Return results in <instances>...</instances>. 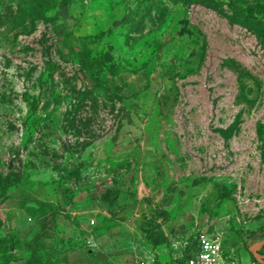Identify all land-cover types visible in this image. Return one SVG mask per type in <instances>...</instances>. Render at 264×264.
Listing matches in <instances>:
<instances>
[{
  "label": "rangeland",
  "instance_id": "374dc122",
  "mask_svg": "<svg viewBox=\"0 0 264 264\" xmlns=\"http://www.w3.org/2000/svg\"><path fill=\"white\" fill-rule=\"evenodd\" d=\"M200 234L264 264V0H0V264Z\"/></svg>",
  "mask_w": 264,
  "mask_h": 264
},
{
  "label": "built area",
  "instance_id": "2783aa9c",
  "mask_svg": "<svg viewBox=\"0 0 264 264\" xmlns=\"http://www.w3.org/2000/svg\"><path fill=\"white\" fill-rule=\"evenodd\" d=\"M199 249L175 264H236L230 256L225 254L223 242L208 234H200L198 238Z\"/></svg>",
  "mask_w": 264,
  "mask_h": 264
},
{
  "label": "crops",
  "instance_id": "0c3cea01",
  "mask_svg": "<svg viewBox=\"0 0 264 264\" xmlns=\"http://www.w3.org/2000/svg\"><path fill=\"white\" fill-rule=\"evenodd\" d=\"M160 240L161 239H160L159 235H156V241H160ZM198 249H199V244H198L197 250ZM128 251H129V254L127 253L128 255L125 256L126 257L125 259H126L127 262H129L134 257L132 252H130V250H128ZM181 259L185 260L186 258H178V259H175L174 261H171V262H169L167 264H175L176 262H178ZM102 264H103V262H102ZM151 264H160V263L154 261V262H151Z\"/></svg>",
  "mask_w": 264,
  "mask_h": 264
},
{
  "label": "water",
  "instance_id": "95a60500",
  "mask_svg": "<svg viewBox=\"0 0 264 264\" xmlns=\"http://www.w3.org/2000/svg\"><path fill=\"white\" fill-rule=\"evenodd\" d=\"M259 244H260L261 247L264 246V240L261 241ZM252 251H253L255 256H260V254L258 253L257 249H252Z\"/></svg>",
  "mask_w": 264,
  "mask_h": 264
}]
</instances>
